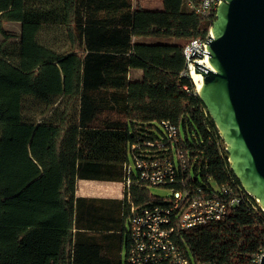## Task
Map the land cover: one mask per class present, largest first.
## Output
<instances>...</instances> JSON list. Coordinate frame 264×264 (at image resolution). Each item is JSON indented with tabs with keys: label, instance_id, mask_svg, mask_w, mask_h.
<instances>
[{
	"label": "trees",
	"instance_id": "obj_1",
	"mask_svg": "<svg viewBox=\"0 0 264 264\" xmlns=\"http://www.w3.org/2000/svg\"><path fill=\"white\" fill-rule=\"evenodd\" d=\"M214 20L186 0L157 8L135 0H0V264H125L127 191L119 199L77 196V183L124 181L132 142L169 145L164 119L178 125L188 154L176 187L211 194L217 184H240L183 75L187 45L205 40ZM5 21L22 23L19 40ZM133 68L140 79L130 76ZM91 131L119 133L121 150L108 159L80 151ZM148 186L132 184L137 205L169 198ZM174 223L172 237L193 264H255L264 248V211L248 200L217 222Z\"/></svg>",
	"mask_w": 264,
	"mask_h": 264
},
{
	"label": "water",
	"instance_id": "obj_2",
	"mask_svg": "<svg viewBox=\"0 0 264 264\" xmlns=\"http://www.w3.org/2000/svg\"><path fill=\"white\" fill-rule=\"evenodd\" d=\"M210 31L205 48L189 54L203 75L198 95L231 170L264 209V0H223ZM205 55L210 65L199 61Z\"/></svg>",
	"mask_w": 264,
	"mask_h": 264
},
{
	"label": "built area",
	"instance_id": "obj_3",
	"mask_svg": "<svg viewBox=\"0 0 264 264\" xmlns=\"http://www.w3.org/2000/svg\"><path fill=\"white\" fill-rule=\"evenodd\" d=\"M222 1L186 0V5L198 14L216 17L217 6ZM209 35L205 40H194L187 45L185 53L190 71L192 62L189 54L193 52L192 46H196L197 50L205 48ZM187 74H189L188 65L187 70L183 71V75ZM185 88L189 90L187 86ZM190 93L198 94L196 86ZM160 126L169 145L160 139L138 138L131 143L132 162L124 163L126 177L123 182L127 191L126 199L130 204L126 228L129 242L125 264H193L183 247L172 237L174 221L178 220L182 228L211 221L217 222L225 218L231 209L247 200L254 209L259 207L264 211L258 199L241 183L226 181L217 184L216 191L211 194H206L202 186H197L194 192L187 188L176 187L175 184L179 180L183 181L189 171L188 154L181 146L182 136L178 125L170 119H164L160 122ZM156 147L158 149H155ZM224 147L226 150L225 142ZM135 180L148 185L170 187L172 196L164 203L137 205L132 198V184ZM250 198L255 200L252 202ZM263 256L264 248L255 253L254 263L261 264Z\"/></svg>",
	"mask_w": 264,
	"mask_h": 264
},
{
	"label": "rangeland",
	"instance_id": "obj_4",
	"mask_svg": "<svg viewBox=\"0 0 264 264\" xmlns=\"http://www.w3.org/2000/svg\"><path fill=\"white\" fill-rule=\"evenodd\" d=\"M135 2H140L142 3L143 6L146 7H152V8H157L161 6L162 0H135ZM4 28L13 34L12 40H19L20 36H21V32H22V23L20 21H5L3 24ZM210 31V29H209ZM2 38V34L0 32V40ZM146 40H148L146 38ZM152 40V39H150ZM154 40V39H153ZM162 41H165L166 38H162L160 39ZM175 41L180 42L181 40L176 39ZM192 64V63H191ZM188 73L191 76V71H190V64L188 63ZM139 73L136 71H131V77H137ZM192 78V76H191ZM193 83L196 86V82L194 81V79L192 78ZM88 135H86L88 138H84L82 136L81 138V150L85 151V148L87 151L91 152L89 153L90 156L93 155L95 157H99L100 159H108L110 157L113 156V154L111 153V151H117L118 149L120 150L121 146H123L122 143V137L119 133H115V132H110V131H91L89 133H86ZM88 142H92V144L90 143L89 146H85ZM97 153V154H96ZM124 155V152H123ZM114 158H111V160H113ZM131 161V159H130ZM132 162V161H131ZM149 190L152 194H155L157 196L163 197V198H167L172 196V190L170 187L167 186H156V185H149ZM126 190V186L123 182V185H119L117 187V190H115L111 195H116L118 193H120V191L123 189ZM104 194V193H103ZM110 195V193L108 194ZM121 198H124L123 195H121Z\"/></svg>",
	"mask_w": 264,
	"mask_h": 264
},
{
	"label": "crops",
	"instance_id": "obj_5",
	"mask_svg": "<svg viewBox=\"0 0 264 264\" xmlns=\"http://www.w3.org/2000/svg\"><path fill=\"white\" fill-rule=\"evenodd\" d=\"M139 73L137 77L133 79H140L142 77L141 69H131V71H136ZM130 71V74H131ZM131 76V75H130ZM121 150V149H120ZM85 153V151H84ZM87 153H91L87 151ZM85 153V154H87ZM113 154V150L111 151ZM85 154L83 156H85ZM97 154V153H96ZM100 157V156H99ZM84 158V157H83ZM119 185H123V181H109V180H96V179H79L77 183V196H85V197H99V198H121V195H125L126 190L122 189L120 193L116 195H111ZM104 193V194H103ZM110 193V195H108Z\"/></svg>",
	"mask_w": 264,
	"mask_h": 264
},
{
	"label": "bare ground",
	"instance_id": "obj_6",
	"mask_svg": "<svg viewBox=\"0 0 264 264\" xmlns=\"http://www.w3.org/2000/svg\"><path fill=\"white\" fill-rule=\"evenodd\" d=\"M192 50H197V47L196 46H192ZM199 61L202 62V63L210 65L207 55H205ZM191 76L194 79V81L196 82V91L199 93L202 90V88H203V75L201 73H199V72H196L194 70V64L193 63L191 64Z\"/></svg>",
	"mask_w": 264,
	"mask_h": 264
}]
</instances>
